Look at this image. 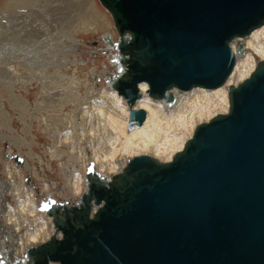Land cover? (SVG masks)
Instances as JSON below:
<instances>
[{
    "label": "water",
    "instance_id": "95a60500",
    "mask_svg": "<svg viewBox=\"0 0 264 264\" xmlns=\"http://www.w3.org/2000/svg\"><path fill=\"white\" fill-rule=\"evenodd\" d=\"M99 1L118 33L110 85L130 128L145 117L133 108L139 82L167 103L173 86H220L230 42L264 23V0ZM229 101L168 162L137 155L110 179L90 162L77 204L42 200L54 233L21 264H264V60L230 85Z\"/></svg>",
    "mask_w": 264,
    "mask_h": 264
},
{
    "label": "bare ground",
    "instance_id": "6f19581e",
    "mask_svg": "<svg viewBox=\"0 0 264 264\" xmlns=\"http://www.w3.org/2000/svg\"><path fill=\"white\" fill-rule=\"evenodd\" d=\"M31 5L47 8L44 16L51 14L62 24L56 27L58 33L41 25L28 29L27 24L21 45L0 44L1 56L9 57L1 60L2 78L18 81L23 89L17 94L15 83H8L10 97L6 98L17 110L22 132L14 125L5 97L0 96L2 126L7 130L0 133V141L12 143L22 158L21 165L7 163L8 178L0 181V253L11 264H21L27 249L54 233L52 216L39 208L42 202L39 193L47 194V201L52 198L56 202L77 204L87 188L85 173L90 162L98 173L110 179L137 155L170 161L183 149L197 125L228 112L230 85L236 86L248 78L264 60L263 23L230 42L235 62L220 86L197 85L186 90L173 86L170 91L174 100L167 103L148 94L146 81L139 82L141 96L133 108L143 109L145 117L140 125L130 128V107L110 85V78L116 77L117 72L112 73L110 63L105 69L95 65L86 71L90 59L85 60L79 51L85 43V34L103 33L106 40H118L111 16L98 6L97 0H7L6 10L0 6V18L26 19ZM20 10L28 12L19 15ZM111 46L115 51L111 52L109 61L115 64L113 58L118 51L112 43ZM32 86L39 88L34 100ZM42 136L48 145L41 146ZM12 148L8 153L14 151ZM2 149L0 144V152ZM53 173L59 181L49 178ZM27 174L41 186V192L27 184ZM60 184L62 189L56 192ZM60 236L58 232L57 237Z\"/></svg>",
    "mask_w": 264,
    "mask_h": 264
},
{
    "label": "rangeland",
    "instance_id": "374dc122",
    "mask_svg": "<svg viewBox=\"0 0 264 264\" xmlns=\"http://www.w3.org/2000/svg\"><path fill=\"white\" fill-rule=\"evenodd\" d=\"M6 2H7V0H0V6L4 10H6ZM97 2H98V6L111 16L109 11H107L101 5V3L98 0H97ZM38 4H39V2H38ZM34 7H37V8H34ZM28 8H27V10L28 11L30 10L31 12H28L26 10H20L21 12L18 11L19 15H22V14H25L26 12H28V13H26V17H25L26 19L21 17L20 20H16L17 16L15 18H13L12 16H5L4 19L2 17L0 18V21L2 20L1 24H0L1 25L0 26V42H1L0 44L12 42L15 45L16 44L21 45L23 43V42L21 43V41H23V39L26 37L25 36L26 31L25 30H27V26L29 27L28 29H31L32 27H34V28L40 27V25L43 28L48 26L47 28L48 29L51 28V30L53 31L52 33H58L56 27L61 26L60 24H62V23L58 20H55L51 14H46L45 15L46 17H45L43 14V11H45L44 13H46L47 8H45V7L39 8V5H36V6L31 5L30 8L29 9ZM35 9H37V11ZM47 15H48V17H47ZM49 15L51 16V18ZM34 17H35V19H34ZM111 19H112V16H111ZM8 20H10L11 23ZM41 20H43V21H41ZM19 21H22V22L20 23ZM29 22L34 23V24H31ZM21 24H23V25H21ZM25 25H27V26H25ZM23 31H25V32L23 33ZM3 38H4V40H3ZM84 41H85V43L81 46L79 51L80 52L82 51V54H84L83 57L85 60L89 61V59H90V66L85 69L86 71L91 69L95 65H98L99 68L102 70V69L107 68V64L110 63L112 73L117 72L116 68H115L116 63L114 64V62L109 61L110 57L112 58L111 52L115 51L111 46V42H114L113 40L112 41L106 40L104 38L103 33H100V34L89 33V34H85ZM4 55L2 54V56H1V53H0V65H2L1 60H3V59L8 60V58H9L7 55H5V56ZM82 73L85 74V72H82ZM112 73H111V76L113 75ZM1 78H2V75L0 73V96L5 97L6 106L8 107V109L10 110V112L12 113V116L14 118V125H15L16 129L21 131L22 126H21V122L19 120V117H17L18 116V113L16 112L17 110L13 109V107L10 105V102L8 100H6L7 97H10V93H8L10 88H8L9 85H7V84L8 83L14 84L15 81L6 80L4 77L2 79ZM93 79L96 80V75H93ZM17 83H18V85H17ZM20 85H21V83H19L18 81H16V83L14 84V87H16L15 92L17 94H20V92H23V89L19 88ZM30 89H31L32 100H34L39 93V88L36 86H32ZM2 124H3V120H2L1 115H0V133L7 131L5 128H3ZM40 140H41V146H43L44 144L48 145V140L44 136H42ZM0 144L3 147V149L0 152V181H2V179L8 178V166H7L8 162H13L16 165H21L22 163H19L14 158H12V156L17 155L19 153L18 149L12 143H10L9 141H6V140H1ZM11 147H13L12 149L14 151L10 154V153H8V149ZM49 178H52V179L58 178V181H59L58 175H55L54 173L51 176H49ZM26 181H27V184H29L31 187L36 189L37 192H41V186L33 179V176L31 174L26 175ZM62 185L63 184H60V186L56 189V192H59L62 189V187H61ZM39 194H40L41 201L48 199L47 194H42V193H39ZM8 198L10 200H13V202H16V199L14 197L9 196ZM77 201L78 200H72V202H74V203H76Z\"/></svg>",
    "mask_w": 264,
    "mask_h": 264
}]
</instances>
